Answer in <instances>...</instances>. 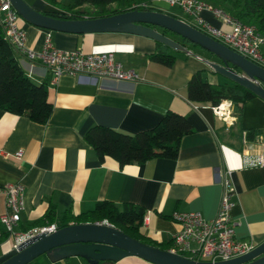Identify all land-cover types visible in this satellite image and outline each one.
<instances>
[{
	"label": "crops",
	"instance_id": "0c3cea01",
	"mask_svg": "<svg viewBox=\"0 0 264 264\" xmlns=\"http://www.w3.org/2000/svg\"><path fill=\"white\" fill-rule=\"evenodd\" d=\"M25 1L37 10L61 13L70 0ZM168 13L189 19L184 13L185 16ZM201 14L224 30L231 27L222 16L206 8ZM2 18L0 11V24ZM20 25L27 31L29 48L41 50L50 33L55 46L62 51L81 48L93 53L113 49L122 64L136 70L139 76L132 81L63 75L53 83L46 65L29 60L15 49L25 73L36 83H48L53 103L47 123H37L26 115L0 108V213L6 210L1 188L23 183L24 209L17 230L34 227L51 205L62 215L65 211L80 214L92 210L101 200L113 201L117 206L134 201L148 213L139 231L155 242H168L180 228V222L172 217L174 210L199 209L206 219L215 216L228 167L232 169L230 176L237 193L231 209L237 220L235 234L256 244L264 239V164L242 163L243 154L264 155V99L258 94L246 99L240 122L227 125L214 114L209 100L187 97V80L201 67L206 68L204 74L210 83L234 81L208 64L207 59L220 60L217 55L202 46L199 49L185 45L182 50L166 45L176 56L172 64H166L149 56L158 44L154 37L142 33L54 31L22 18ZM261 50L264 53V42ZM167 108L183 112L194 127L191 133L182 135L174 158L155 156L122 166L109 156L101 161L85 139L86 132L97 124L125 132L149 128ZM242 129L253 131V136L243 139ZM19 150L24 152L21 158L15 155ZM13 244L14 239L4 232L0 257L11 251ZM28 264L91 263L80 256L52 262L41 255ZM96 264L157 263L132 254Z\"/></svg>",
	"mask_w": 264,
	"mask_h": 264
},
{
	"label": "trees",
	"instance_id": "16d2710c",
	"mask_svg": "<svg viewBox=\"0 0 264 264\" xmlns=\"http://www.w3.org/2000/svg\"><path fill=\"white\" fill-rule=\"evenodd\" d=\"M48 1L54 2L53 0ZM141 1L147 3L148 6L137 4ZM206 1L218 5L245 23L255 24L257 32L264 34V0ZM112 3L115 4L112 5ZM135 7L161 10L155 6L154 0H70L64 5L66 11L44 13L65 19H84L104 17L112 12L135 9ZM162 29L181 42L185 41L186 46L199 47V44L186 40L179 34H173L167 28ZM156 42L158 46L150 52L149 56L161 63L172 64L176 58L175 54L168 51L167 44ZM204 69L206 68L201 67L190 74L186 84L187 97L197 101L209 100L211 104H215L221 98H230L234 105L233 111L238 117L236 119L238 124L241 120L244 101L252 98L256 92L234 81L210 83L204 74ZM0 108L17 115H26L37 123H47L53 112L48 83H36L25 73L15 56V48L5 36L2 24H0ZM192 130L194 127L183 112L167 108L159 120L149 128L145 127L136 132H125L117 127L97 124L86 132L85 139L95 149L101 161H105L109 156L118 160V163L123 166L129 162L141 163L155 156L176 157L182 135L189 134ZM247 135L249 138L252 137L253 131L247 132ZM145 211L147 210L144 206L134 201L117 206L113 201L101 200L92 210L80 214L65 211L62 215H58L55 205H51L34 226L53 222L65 226L72 222L96 223L107 220L128 235L169 249L171 240L155 242L139 231L140 225L143 224Z\"/></svg>",
	"mask_w": 264,
	"mask_h": 264
},
{
	"label": "built area",
	"instance_id": "2783aa9c",
	"mask_svg": "<svg viewBox=\"0 0 264 264\" xmlns=\"http://www.w3.org/2000/svg\"><path fill=\"white\" fill-rule=\"evenodd\" d=\"M171 6L178 5L190 23L199 29L205 30L207 34L218 38L221 42L228 44L237 52L245 54L250 60L264 66V53L261 44L264 42V34L257 32L253 23H245L242 19L232 16L225 9L206 0H166ZM148 6L145 2L137 3ZM206 8L224 21L231 24L229 29H222L219 25L209 22L201 14ZM0 11L3 12L2 25L5 36L13 47L25 55L31 61H40L46 65L51 74L52 82L55 83L63 75H90L94 78H115L119 80H132L138 78V72L131 67L124 66L116 57L114 50L103 52L86 53L81 48L74 51H62L57 48L49 33L46 36L41 50H35L27 46V31L20 25L21 17L12 4L11 0H0ZM191 51V49H188ZM215 115L223 118L229 125L236 122L238 117L233 111V103L230 98H221L215 104H211ZM243 139H247L248 130L242 129ZM15 155L21 158L23 150ZM244 165L256 166L264 164V155L250 156L243 154ZM231 168L226 167L225 175L222 178V192L217 212L214 217L205 218L199 209H181L173 211L172 217L180 222V228L171 237L169 250L179 254L188 255L190 258L217 261L233 258L235 255L246 253L257 244L250 238H239L234 231L236 219L231 214L232 205L237 195L234 181L230 176ZM5 195L6 210L0 213V238L4 232L14 239L13 249H18L22 243L34 239L41 233H53L61 227L59 223H46L41 226H34L26 230H17L21 220V213L24 209L25 186L19 182L6 185L1 188ZM148 218L144 213L142 222ZM99 224H110L107 220L96 222Z\"/></svg>",
	"mask_w": 264,
	"mask_h": 264
},
{
	"label": "water",
	"instance_id": "95a60500",
	"mask_svg": "<svg viewBox=\"0 0 264 264\" xmlns=\"http://www.w3.org/2000/svg\"><path fill=\"white\" fill-rule=\"evenodd\" d=\"M11 1L22 19L38 27L79 34L125 30L152 36L156 41L163 42L171 48L184 50L186 42H181L162 29L167 28L173 34H179L182 38L193 41L217 55L220 60L207 59L211 67L234 82L242 83L264 99V66L168 11L135 7L112 12L104 17L65 19L45 14L25 0ZM132 254L148 258L157 264H264V239L244 254L212 261L190 258L159 245H152L128 235L114 225L71 223L59 227L53 233H41L34 239L22 243L18 249H12L2 255L0 264H28L41 255H46L52 262L80 256L89 263L96 264L101 260H117L123 255Z\"/></svg>",
	"mask_w": 264,
	"mask_h": 264
},
{
	"label": "rangeland",
	"instance_id": "374dc122",
	"mask_svg": "<svg viewBox=\"0 0 264 264\" xmlns=\"http://www.w3.org/2000/svg\"><path fill=\"white\" fill-rule=\"evenodd\" d=\"M154 3H155V6H157L159 9H162V10L168 9V11H171L173 13L176 12V13H179L181 16H185L183 14V11L181 10L180 6H178V5L171 6L167 3L166 0H154ZM113 4H115V3H112V5ZM196 48H198V46H196ZM199 49H200V46H199Z\"/></svg>",
	"mask_w": 264,
	"mask_h": 264
}]
</instances>
